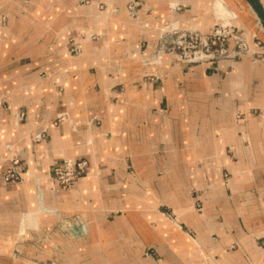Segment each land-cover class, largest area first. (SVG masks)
<instances>
[{
	"label": "crops",
	"instance_id": "crops-1",
	"mask_svg": "<svg viewBox=\"0 0 264 264\" xmlns=\"http://www.w3.org/2000/svg\"><path fill=\"white\" fill-rule=\"evenodd\" d=\"M131 1L0 0V264H156L151 245L159 264H264V59L184 64L159 42L215 18L264 41L258 14ZM65 158L88 171L61 189Z\"/></svg>",
	"mask_w": 264,
	"mask_h": 264
},
{
	"label": "built area",
	"instance_id": "built-area-1",
	"mask_svg": "<svg viewBox=\"0 0 264 264\" xmlns=\"http://www.w3.org/2000/svg\"><path fill=\"white\" fill-rule=\"evenodd\" d=\"M140 3L137 0L126 4V12L130 17L136 18ZM103 8V5H100ZM117 10V8H112ZM148 9V8H146ZM159 42L163 52L171 54L184 64L199 62L213 63L218 59L240 58L245 54L252 56L253 60L264 59V41L254 33L249 41L233 25L217 18L211 25L209 31L202 32L195 27H180L175 22H166L161 27ZM97 33H89L88 40H97ZM78 51L77 46L71 48ZM60 114L59 117H63ZM41 132L36 134L39 139ZM17 158L14 156L4 171V182L17 181L21 173L17 170ZM51 175L58 187L65 189L76 180L87 173L88 162L84 158H65L51 167Z\"/></svg>",
	"mask_w": 264,
	"mask_h": 264
},
{
	"label": "rangeland",
	"instance_id": "rangeland-1",
	"mask_svg": "<svg viewBox=\"0 0 264 264\" xmlns=\"http://www.w3.org/2000/svg\"><path fill=\"white\" fill-rule=\"evenodd\" d=\"M251 11L252 12H255L256 13V11L254 10V8L253 7H251ZM257 14V13H256ZM217 18H215L214 19V21L216 20ZM219 19H221V18H219ZM213 21V22H214ZM86 40L88 41V39H87V37H86ZM7 151V152H6ZM4 154H9V150H5L4 151ZM81 235H83V234H81ZM146 247H148V246H145V248H144V254L142 255V259H146V258H148L150 255H151V257L154 259V261H155V263L156 264H159L160 262V260H159V258H161V256L157 253V251H156V245L154 246H149L148 247V249H146ZM199 248V247H198ZM98 251H100L99 249H98ZM114 251H116V252H118V253H125L126 252V249H115ZM202 252V251H201ZM128 253H134V251L132 252V251H129ZM202 254V253H201ZM203 255V256H202ZM201 256H202V258L206 261V262H208V263H210V264H215L214 262H211L210 261V254L209 253H206V252H204V254H202ZM206 258V259H205ZM210 258V259H209ZM207 260H209V261H207ZM145 263L144 264H150V262L149 261H147V260H145L144 261ZM119 264V263H118Z\"/></svg>",
	"mask_w": 264,
	"mask_h": 264
},
{
	"label": "water",
	"instance_id": "water-1",
	"mask_svg": "<svg viewBox=\"0 0 264 264\" xmlns=\"http://www.w3.org/2000/svg\"><path fill=\"white\" fill-rule=\"evenodd\" d=\"M250 5L254 8L256 13L258 14V17L264 27V9L262 5L260 4L259 0H248Z\"/></svg>",
	"mask_w": 264,
	"mask_h": 264
},
{
	"label": "bare ground",
	"instance_id": "bare-ground-1",
	"mask_svg": "<svg viewBox=\"0 0 264 264\" xmlns=\"http://www.w3.org/2000/svg\"><path fill=\"white\" fill-rule=\"evenodd\" d=\"M217 6H218V4H217Z\"/></svg>",
	"mask_w": 264,
	"mask_h": 264
}]
</instances>
